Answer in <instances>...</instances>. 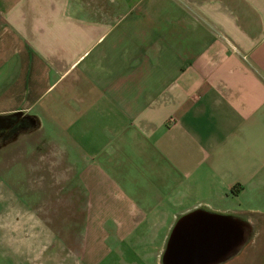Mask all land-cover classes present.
<instances>
[{"label": "crops", "instance_id": "0c3cea01", "mask_svg": "<svg viewBox=\"0 0 264 264\" xmlns=\"http://www.w3.org/2000/svg\"><path fill=\"white\" fill-rule=\"evenodd\" d=\"M174 233L264 264V0H0V264H166Z\"/></svg>", "mask_w": 264, "mask_h": 264}, {"label": "water", "instance_id": "95a60500", "mask_svg": "<svg viewBox=\"0 0 264 264\" xmlns=\"http://www.w3.org/2000/svg\"><path fill=\"white\" fill-rule=\"evenodd\" d=\"M198 213L199 212H194V213H192V214H190L188 216L192 217L194 215H198ZM244 230H245V236L247 237V233H248L247 227L244 228ZM175 241H176V234L174 233L173 237L170 240L169 248H168V250L166 252V255H165V263L166 264H178V262L175 259V256L173 255L174 254ZM243 244H244V242L241 244V246H243ZM185 258H188V256H186Z\"/></svg>", "mask_w": 264, "mask_h": 264}, {"label": "trees", "instance_id": "16d2710c", "mask_svg": "<svg viewBox=\"0 0 264 264\" xmlns=\"http://www.w3.org/2000/svg\"><path fill=\"white\" fill-rule=\"evenodd\" d=\"M241 189H242L241 185H236V186L233 187L232 193L238 194L241 191Z\"/></svg>", "mask_w": 264, "mask_h": 264}, {"label": "rangeland", "instance_id": "374dc122", "mask_svg": "<svg viewBox=\"0 0 264 264\" xmlns=\"http://www.w3.org/2000/svg\"><path fill=\"white\" fill-rule=\"evenodd\" d=\"M39 195L42 197V198H44V196H45V194H44V192H42V191H39ZM41 197L39 198V199H41ZM60 208L58 209V215H57V217H58V221H59V216H60ZM57 221V220H56Z\"/></svg>", "mask_w": 264, "mask_h": 264}]
</instances>
